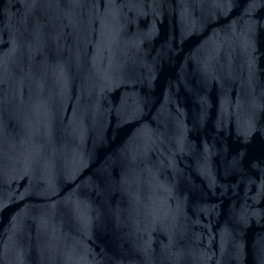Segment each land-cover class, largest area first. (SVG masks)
Returning a JSON list of instances; mask_svg holds the SVG:
<instances>
[{"label": "water", "instance_id": "obj_1", "mask_svg": "<svg viewBox=\"0 0 264 264\" xmlns=\"http://www.w3.org/2000/svg\"><path fill=\"white\" fill-rule=\"evenodd\" d=\"M0 264H264V0H0Z\"/></svg>", "mask_w": 264, "mask_h": 264}]
</instances>
